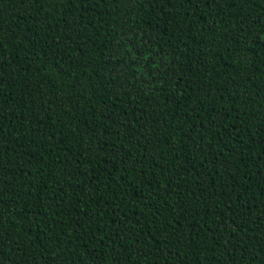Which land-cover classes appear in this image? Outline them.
<instances>
[{
    "label": "trees",
    "instance_id": "obj_1",
    "mask_svg": "<svg viewBox=\"0 0 264 264\" xmlns=\"http://www.w3.org/2000/svg\"><path fill=\"white\" fill-rule=\"evenodd\" d=\"M0 264H264V1L0 0Z\"/></svg>",
    "mask_w": 264,
    "mask_h": 264
},
{
    "label": "water",
    "instance_id": "obj_2",
    "mask_svg": "<svg viewBox=\"0 0 264 264\" xmlns=\"http://www.w3.org/2000/svg\"><path fill=\"white\" fill-rule=\"evenodd\" d=\"M262 1H264V0H262Z\"/></svg>",
    "mask_w": 264,
    "mask_h": 264
}]
</instances>
